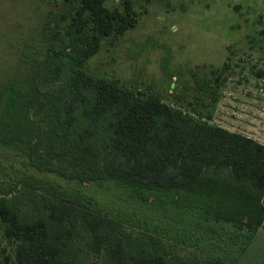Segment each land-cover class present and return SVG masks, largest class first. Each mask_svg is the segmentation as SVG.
<instances>
[{
    "label": "rangeland",
    "instance_id": "rangeland-1",
    "mask_svg": "<svg viewBox=\"0 0 264 264\" xmlns=\"http://www.w3.org/2000/svg\"><path fill=\"white\" fill-rule=\"evenodd\" d=\"M126 1L136 12V27L105 39L81 68L264 144V0H107L106 5L123 10ZM80 4L0 0V89L18 81L26 96L32 88L26 80L34 72L45 79L51 51L69 42L67 30ZM7 122L0 120V197L23 214L33 213L34 193L54 186L103 215L128 246L159 241L171 264H264V229L227 218L198 189L159 192L115 180L66 179L35 164ZM15 248L0 232V264H17ZM81 257L82 264L105 263L103 256Z\"/></svg>",
    "mask_w": 264,
    "mask_h": 264
},
{
    "label": "trees",
    "instance_id": "trees-1",
    "mask_svg": "<svg viewBox=\"0 0 264 264\" xmlns=\"http://www.w3.org/2000/svg\"><path fill=\"white\" fill-rule=\"evenodd\" d=\"M106 2L80 0L69 42L51 51L45 79L34 72L26 80L27 97L18 81L0 89V120L13 123L14 139L35 164L66 179L198 189L227 218L264 229V144L81 68L105 39L137 25L129 1L123 10ZM49 192L34 193L29 214L0 197V232L16 244L17 264H82L83 253L103 256L104 264H171L159 241L128 246L103 215L57 187Z\"/></svg>",
    "mask_w": 264,
    "mask_h": 264
}]
</instances>
